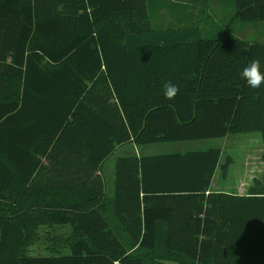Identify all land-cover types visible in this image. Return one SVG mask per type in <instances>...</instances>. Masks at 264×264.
<instances>
[{
  "label": "trees",
  "instance_id": "1",
  "mask_svg": "<svg viewBox=\"0 0 264 264\" xmlns=\"http://www.w3.org/2000/svg\"><path fill=\"white\" fill-rule=\"evenodd\" d=\"M169 2L0 0V264H264V173L213 187L239 152L120 155L110 191L100 172L127 143L254 132L264 162V84L241 78L264 40L233 29L264 0ZM171 4L183 26L154 27Z\"/></svg>",
  "mask_w": 264,
  "mask_h": 264
},
{
  "label": "rangeland",
  "instance_id": "2",
  "mask_svg": "<svg viewBox=\"0 0 264 264\" xmlns=\"http://www.w3.org/2000/svg\"><path fill=\"white\" fill-rule=\"evenodd\" d=\"M173 1V0H171ZM212 1V2H211ZM179 3H183L180 1H177ZM208 1H205L207 3ZM168 5L170 4L169 0H167ZM172 5V4H171ZM209 5L211 6V12L207 10L205 14H210L211 16L213 15L214 11L216 13V16H220L222 11H227L230 12V15L232 16L233 14V6L229 3V0H222V4L218 2V0H210ZM201 6V5H200ZM165 8H168L167 6ZM223 9V10H222ZM153 11L154 15H151V22L154 25V27H166V26H183V6L181 4L178 5H172L169 10H166V12H161L160 11ZM197 17L200 18L202 15L201 13H195ZM154 17V18H153ZM221 17V16H220ZM225 19L224 21H226ZM185 23V22H184ZM187 23V22H186ZM218 24H220L219 21H217ZM243 24V25H241ZM245 23L239 22L238 26H234V32L241 37H254L257 40H264V24H258V25H244ZM237 138H241V140H237L235 142L236 144L239 143H246L248 140L243 139L246 136L252 135V133H241V134H234ZM235 137V138H236ZM228 137L224 138H218V139H204V140H195V141H186V142H166V143H154V144H147V145H134L131 143L124 144L120 146V149L118 152H121V148L128 150L129 147L132 148L134 147L135 153L137 155H147V154H161V153H168V152H183L187 148H192V149H200L203 145L205 146H216L219 145L220 143L221 148H225L226 145L229 142ZM234 138V139H235ZM236 140V139H235ZM253 141V139H251ZM254 142V141H253ZM119 148V147H118ZM191 150V149H189ZM116 151V150H115ZM113 152L102 164L101 168V174L106 176V183L109 184L108 181V172L111 173V169L113 167V157L114 153ZM113 156V157H112ZM107 168V169H106ZM111 176V175H110ZM43 233V230L41 231ZM50 245L47 240H41L39 243L33 247L30 248V253L32 255H46L49 254V250L46 249V247Z\"/></svg>",
  "mask_w": 264,
  "mask_h": 264
},
{
  "label": "crops",
  "instance_id": "3",
  "mask_svg": "<svg viewBox=\"0 0 264 264\" xmlns=\"http://www.w3.org/2000/svg\"><path fill=\"white\" fill-rule=\"evenodd\" d=\"M226 139L229 142L224 149L228 153L239 152V156H234L233 164L229 169V173L225 179L221 178L219 175H216L215 181L213 183V187L215 189H225L230 190L232 188L236 189L239 194H245L248 187L252 184L254 178H260L264 173V162H262L260 158V152L262 150V140L260 133L254 132L250 136H246L243 139L248 140L246 143L236 144L237 140H241V138H237L235 135H227ZM236 137V138H235ZM224 138V137H222ZM236 140H235V139ZM253 139V141H251ZM132 144V143H131ZM216 145L217 147H220ZM208 147H215V146H205L203 145L200 149H206ZM118 150L120 149L117 148ZM116 149V154L114 153L113 157V164L114 160L120 156L125 154H133L135 153L134 147L132 146L128 148V150L121 148V152H118ZM192 148H185L183 150H189ZM136 154V153H135ZM105 162V161H104ZM107 169V168H106ZM108 181L109 184L106 183V176L102 175L105 180V184L108 187V191L112 188V181H113V167L111 169V173H109L108 169ZM111 175V176H110Z\"/></svg>",
  "mask_w": 264,
  "mask_h": 264
},
{
  "label": "clouds",
  "instance_id": "4",
  "mask_svg": "<svg viewBox=\"0 0 264 264\" xmlns=\"http://www.w3.org/2000/svg\"><path fill=\"white\" fill-rule=\"evenodd\" d=\"M241 78L251 88H259L264 84V72L261 71V62L259 59H253L241 72ZM164 96L168 100H172L179 92V87L170 81L164 83Z\"/></svg>",
  "mask_w": 264,
  "mask_h": 264
}]
</instances>
